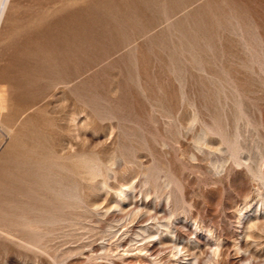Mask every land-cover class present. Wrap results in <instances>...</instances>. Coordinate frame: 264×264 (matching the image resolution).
Wrapping results in <instances>:
<instances>
[{
    "label": "rangeland",
    "instance_id": "374dc122",
    "mask_svg": "<svg viewBox=\"0 0 264 264\" xmlns=\"http://www.w3.org/2000/svg\"><path fill=\"white\" fill-rule=\"evenodd\" d=\"M0 92V264H264V0H9Z\"/></svg>",
    "mask_w": 264,
    "mask_h": 264
},
{
    "label": "bare ground",
    "instance_id": "6f19581e",
    "mask_svg": "<svg viewBox=\"0 0 264 264\" xmlns=\"http://www.w3.org/2000/svg\"><path fill=\"white\" fill-rule=\"evenodd\" d=\"M9 0H5L4 3L2 2V9L0 10V21L3 18L4 15V11L6 9V5L8 3ZM5 100H4V96L3 94L0 92V111L4 108L3 104H4ZM1 125V124H0ZM0 132L3 133L2 128L0 127ZM3 135V134H2Z\"/></svg>",
    "mask_w": 264,
    "mask_h": 264
}]
</instances>
